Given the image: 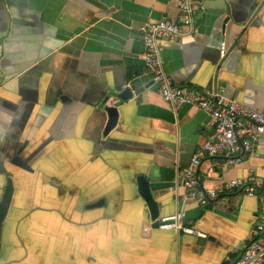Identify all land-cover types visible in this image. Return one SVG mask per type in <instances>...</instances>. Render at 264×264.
I'll return each mask as SVG.
<instances>
[{"label":"crops","instance_id":"obj_1","mask_svg":"<svg viewBox=\"0 0 264 264\" xmlns=\"http://www.w3.org/2000/svg\"><path fill=\"white\" fill-rule=\"evenodd\" d=\"M192 2L195 34L161 42L165 75L264 113V0ZM178 16L176 0H0V201L13 187L0 264H230L251 243L264 143L239 166L204 155L197 168L203 189L241 180L253 197L224 191L201 207L179 182L213 127L165 103L143 62V29ZM141 176L159 223L184 212L201 236L153 228Z\"/></svg>","mask_w":264,"mask_h":264},{"label":"built area","instance_id":"obj_2","mask_svg":"<svg viewBox=\"0 0 264 264\" xmlns=\"http://www.w3.org/2000/svg\"><path fill=\"white\" fill-rule=\"evenodd\" d=\"M176 1L179 11L177 20L153 22L143 29V62L152 74L153 82L165 103L173 108L195 106L209 115L213 127L212 132L193 155L190 166L183 171L179 182L186 190L187 199L193 200L201 207L216 200L224 191L241 190L245 196L253 197L258 190L257 185L246 181L232 180L220 191L203 189L198 181L197 168L202 156L219 157L224 160L226 166H239L252 154L256 145L264 143V113L240 105L221 91L199 93L184 86H177L165 75L161 61V42L184 35H194L195 16L201 10L192 0ZM219 53L220 57L226 55L224 43H221ZM258 203V216L251 233V243L240 257L230 264L264 262V194L259 197ZM185 219V213L178 212L161 219L159 228L201 236L183 225Z\"/></svg>","mask_w":264,"mask_h":264},{"label":"water","instance_id":"obj_3","mask_svg":"<svg viewBox=\"0 0 264 264\" xmlns=\"http://www.w3.org/2000/svg\"><path fill=\"white\" fill-rule=\"evenodd\" d=\"M228 21H229V18H226L225 21H224V25H226ZM222 43L225 44V50H226V53H227L228 45H227L226 42H222ZM219 51H220V47H219ZM219 55H220V53H219ZM122 97H124L125 99L129 98L130 97V93L128 91H125L122 94L121 98ZM105 110H106V112L108 114V123L106 125L105 133L108 134L116 125V113H115V110L113 108H107ZM137 191H138V195L143 199V201L145 202V204L148 207V210L150 212L151 221L153 222L152 227L153 228H158V226L160 224L159 221H158V217H159L158 207L154 203V201H153V199L151 197L150 188H149L148 182L142 176L137 178ZM12 193H13L12 182H11L10 179H8L7 182H6V187H5V191H4L3 197H2V199L0 201V230H1L2 223L4 222L5 217L7 215L9 206H10ZM101 204H102V201L99 202V203H96L94 205L89 206V208H92V207L98 208V207H101ZM262 264H264V262Z\"/></svg>","mask_w":264,"mask_h":264}]
</instances>
